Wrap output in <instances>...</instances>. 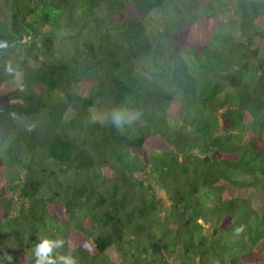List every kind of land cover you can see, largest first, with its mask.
I'll list each match as a JSON object with an SVG mask.
<instances>
[{
    "label": "trees",
    "instance_id": "16d2710c",
    "mask_svg": "<svg viewBox=\"0 0 264 264\" xmlns=\"http://www.w3.org/2000/svg\"><path fill=\"white\" fill-rule=\"evenodd\" d=\"M0 44V264H264V0H0Z\"/></svg>",
    "mask_w": 264,
    "mask_h": 264
},
{
    "label": "clouds",
    "instance_id": "9594fccd",
    "mask_svg": "<svg viewBox=\"0 0 264 264\" xmlns=\"http://www.w3.org/2000/svg\"><path fill=\"white\" fill-rule=\"evenodd\" d=\"M0 47H6L0 44ZM141 112L135 108L118 105L106 112L103 116L93 114L91 121L95 123L109 121L114 127L123 132L126 126H132L136 121L140 120ZM64 246L62 239L42 238L34 248V255L36 257L35 264H76V259L69 252L67 255H55V250ZM10 259V257H9Z\"/></svg>",
    "mask_w": 264,
    "mask_h": 264
},
{
    "label": "rangeland",
    "instance_id": "374dc122",
    "mask_svg": "<svg viewBox=\"0 0 264 264\" xmlns=\"http://www.w3.org/2000/svg\"><path fill=\"white\" fill-rule=\"evenodd\" d=\"M162 193V192H161ZM163 220V219H162ZM3 262H5L4 260H3Z\"/></svg>",
    "mask_w": 264,
    "mask_h": 264
}]
</instances>
